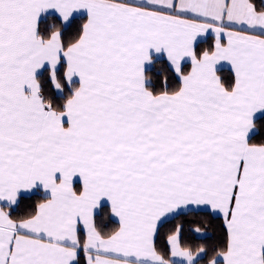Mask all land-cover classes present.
Here are the masks:
<instances>
[{
	"label": "snow or ice",
	"instance_id": "obj_1",
	"mask_svg": "<svg viewBox=\"0 0 264 264\" xmlns=\"http://www.w3.org/2000/svg\"><path fill=\"white\" fill-rule=\"evenodd\" d=\"M258 121L264 2L0 0V264H264ZM189 212L219 246L158 251Z\"/></svg>",
	"mask_w": 264,
	"mask_h": 264
},
{
	"label": "trees",
	"instance_id": "obj_2",
	"mask_svg": "<svg viewBox=\"0 0 264 264\" xmlns=\"http://www.w3.org/2000/svg\"><path fill=\"white\" fill-rule=\"evenodd\" d=\"M253 2L259 8L261 5L260 0H253ZM52 22V18H48V23ZM212 46L211 37L206 38L205 40L200 41L198 44V51L210 48ZM162 65L157 63L153 66V70L161 69ZM151 75V72H149ZM224 77H227L229 73L225 71L222 73ZM256 134L253 135V142H261L264 140V128L260 127L259 121L257 124V129L255 130ZM41 199L40 196H31L30 199L25 198L13 213L14 216H19L26 213L29 208L28 205H35ZM97 221L102 223L104 232L108 233L114 230L117 227L116 220L112 219L109 215V210L107 207H103L97 210ZM177 224L183 225L182 232V241L189 245L193 251H195L201 245L206 246L211 249L213 246H219L223 240V231L221 228L222 220L215 216H207L203 212H189L187 214H178L175 218L171 219L169 222L165 223L163 227L160 228L159 234L156 237V245L158 251L166 252V237L169 232L174 229ZM200 227V233H194L191 229ZM211 252L203 258L200 264H207V260L210 258ZM81 264H85L84 254L81 252Z\"/></svg>",
	"mask_w": 264,
	"mask_h": 264
},
{
	"label": "crops",
	"instance_id": "obj_3",
	"mask_svg": "<svg viewBox=\"0 0 264 264\" xmlns=\"http://www.w3.org/2000/svg\"><path fill=\"white\" fill-rule=\"evenodd\" d=\"M260 2L262 3V2H264V0H260ZM208 37H211V39H212V45H213L215 37H214V35L211 33V31H209L208 33L204 34V36H202V37L200 38V41L205 40V39L208 38ZM188 66L190 67V64H189ZM258 115H259V114H258ZM97 210H98V209H97ZM97 210H96V211H97ZM109 215H110V217H111L112 219L116 220V222H117V226H118L117 218L112 217L111 214H110V212H109Z\"/></svg>",
	"mask_w": 264,
	"mask_h": 264
}]
</instances>
